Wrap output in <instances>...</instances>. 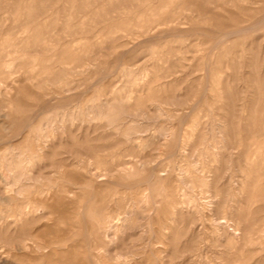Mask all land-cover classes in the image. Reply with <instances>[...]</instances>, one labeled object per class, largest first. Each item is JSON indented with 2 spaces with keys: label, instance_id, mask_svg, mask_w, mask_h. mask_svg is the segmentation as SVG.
Wrapping results in <instances>:
<instances>
[{
  "label": "rangeland",
  "instance_id": "rangeland-1",
  "mask_svg": "<svg viewBox=\"0 0 264 264\" xmlns=\"http://www.w3.org/2000/svg\"><path fill=\"white\" fill-rule=\"evenodd\" d=\"M0 264H264V0H0Z\"/></svg>",
  "mask_w": 264,
  "mask_h": 264
},
{
  "label": "bare ground",
  "instance_id": "bare-ground-1",
  "mask_svg": "<svg viewBox=\"0 0 264 264\" xmlns=\"http://www.w3.org/2000/svg\"><path fill=\"white\" fill-rule=\"evenodd\" d=\"M76 218V217H75ZM74 221V220H73ZM110 227V226H109ZM112 228V227H111ZM112 230V229H111ZM75 231V230H74Z\"/></svg>",
  "mask_w": 264,
  "mask_h": 264
}]
</instances>
